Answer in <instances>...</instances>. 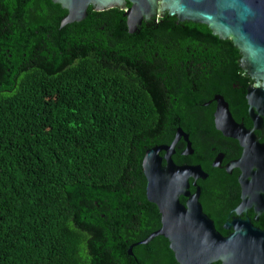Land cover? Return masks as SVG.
Returning a JSON list of instances; mask_svg holds the SVG:
<instances>
[{
	"label": "trees",
	"instance_id": "obj_1",
	"mask_svg": "<svg viewBox=\"0 0 264 264\" xmlns=\"http://www.w3.org/2000/svg\"><path fill=\"white\" fill-rule=\"evenodd\" d=\"M68 13L53 0H0V264H180L163 235L139 244L162 226L146 153L178 129L190 135L193 155L179 142L172 159L208 174L200 201L228 236L240 170L213 163L243 149L216 128L214 99L252 128L255 81L233 40L207 25L166 14L133 34L124 10L91 6L61 30Z\"/></svg>",
	"mask_w": 264,
	"mask_h": 264
},
{
	"label": "water",
	"instance_id": "obj_2",
	"mask_svg": "<svg viewBox=\"0 0 264 264\" xmlns=\"http://www.w3.org/2000/svg\"><path fill=\"white\" fill-rule=\"evenodd\" d=\"M68 10L61 30L68 24L81 22L92 6L98 12L121 8L126 12L130 33L135 34L144 21L161 19L166 14L179 21L207 25L222 39H232L239 48L241 64L255 83L248 88L247 99L252 128L233 117L229 104L216 95L215 126L224 136L236 139L242 155L227 168L232 174L239 169L241 202L233 210L236 217L224 224L233 230L224 236L214 220L204 211L200 201L201 187L197 179H207L200 165L179 166L172 156L182 137L188 146L184 156L193 155L191 143L181 129L170 145L147 151L143 162L147 178V196L162 214L161 228L139 242L148 243L157 235L170 241V247L180 264H264V230L256 227L249 210L258 221L264 214V0H53ZM131 4V6H129ZM212 101V102H214ZM211 102V103H212ZM211 103L205 105L208 106ZM164 152V157L161 153ZM223 155L214 167L221 168ZM165 160V164L163 161ZM223 169V168H221ZM253 170L258 172L253 173ZM190 179H195L196 191H190ZM248 179H252L251 182ZM181 196L186 198L185 203ZM138 244V243H136ZM133 246L130 254H133Z\"/></svg>",
	"mask_w": 264,
	"mask_h": 264
},
{
	"label": "flooded vegetation",
	"instance_id": "obj_3",
	"mask_svg": "<svg viewBox=\"0 0 264 264\" xmlns=\"http://www.w3.org/2000/svg\"><path fill=\"white\" fill-rule=\"evenodd\" d=\"M183 132H184V134L188 137V139H189V142L191 143V148H192V140H191V137H190V135L186 132V131H184L183 129H181ZM264 140V139H263ZM263 140H262V142H263ZM179 142H181V143H183V144H185V146H186V148H187V146H188V142H186V140H185V137H182L181 138V140L179 141ZM178 142V143H179ZM186 150V149H185ZM192 151H193V149H192ZM165 155V154H164ZM164 155H163V157H164ZM220 155H223L224 156V154L222 153V154H220ZM173 157V156H172ZM216 160V159H215ZM235 160H237V159H235ZM235 160H233V161H235ZM233 161H230V162H227V163H223V161H222V164H221V168H223L226 172H227V168L226 167H228ZM165 162V160L163 161V163ZM214 163H215V161H214ZM214 163H213V166H214ZM165 164V163H164ZM235 170V169H234ZM233 170V171H234ZM233 171H232V173H233ZM228 173V172H227ZM230 174V173H229ZM240 174H241V172H239V175H238V178H239V176H240ZM195 179H190V191L191 192H194V191H196V190H192L191 188H192V186H191V183L192 184H194L195 183ZM197 182V181H196ZM247 218H249V217H247Z\"/></svg>",
	"mask_w": 264,
	"mask_h": 264
},
{
	"label": "bare ground",
	"instance_id": "obj_4",
	"mask_svg": "<svg viewBox=\"0 0 264 264\" xmlns=\"http://www.w3.org/2000/svg\"><path fill=\"white\" fill-rule=\"evenodd\" d=\"M256 172H258V170H253V173H256ZM248 181L251 182L252 179H248Z\"/></svg>",
	"mask_w": 264,
	"mask_h": 264
}]
</instances>
